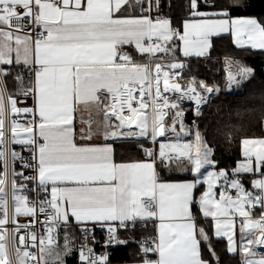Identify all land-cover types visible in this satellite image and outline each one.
I'll list each match as a JSON object with an SVG mask.
<instances>
[{"label": "snow or ice", "instance_id": "snow-or-ice-1", "mask_svg": "<svg viewBox=\"0 0 264 264\" xmlns=\"http://www.w3.org/2000/svg\"><path fill=\"white\" fill-rule=\"evenodd\" d=\"M161 0H0V65H23L34 79L25 83L24 74L15 79L20 95L32 96V107H18L15 96L8 92L5 77L10 73L0 68V264H66V257L75 250L74 241L65 232L61 247L57 229L69 224L70 217L84 233L79 248L80 264H108V255L97 256L89 247L87 227H106L107 244H124L119 229L135 228L158 219V236L154 246L141 243V250L154 252L157 259L143 264H209L202 258L201 245L210 237L197 228L192 206L194 190L201 183L207 190L199 197V211L215 221V236L226 237L228 251L236 252V221L240 225L241 251L245 264H264V254L257 259L255 246H264V212L253 219L252 209H264V139H243L244 161L233 170L229 180L226 170L215 168L213 149L201 133L192 143H160L158 158L165 167L175 164L180 171H190V182L163 183L156 170L157 155L144 149L149 161L118 162L115 143L121 139L166 137L180 131L188 135L183 124L184 99L200 106L207 103L195 87L193 79L185 87L178 82L185 65L169 47L174 38L183 43V56L203 57L212 48V37L231 32L235 43L243 47L264 49V24L255 18H235L230 9L238 4L227 0V7L201 11L199 0H189L191 19L183 22V32L173 28L169 18L150 13L159 11ZM147 3V7L143 5ZM216 8V5H211ZM140 14L135 15V9ZM144 13H149L145 15ZM31 26V27H30ZM134 45L148 60L137 63L124 46ZM13 53L15 57L13 58ZM156 53L172 55L173 62H155ZM250 67L229 70V83L239 84L252 75ZM237 76L240 79H237ZM204 92L217 89L200 82ZM176 93L171 99L165 93ZM138 93V95H137ZM95 111L99 119L92 118ZM88 112L85 119L82 112ZM81 113L79 140L75 120ZM25 114L32 118L20 124L13 118ZM6 121L8 122L6 126ZM95 125V126H93ZM134 126V127H133ZM10 133V136L8 135ZM22 133L24 135H22ZM99 139L101 143H92ZM9 144H21L32 152V161H25ZM34 172L26 176L17 172L15 164ZM11 162V168L9 167ZM239 173H259L252 181L256 192L247 191ZM32 182L37 197L40 192L50 198L30 200L23 193ZM202 178V179H201ZM223 180L224 190L217 199L216 187ZM11 186V206L9 202ZM235 189L233 198L228 189ZM50 189V192H49ZM45 216L46 235L24 231ZM19 217H31L20 223ZM91 239L95 241L94 235ZM36 248L37 252H31ZM209 251L215 257L209 243ZM252 257V258H248ZM218 259V258H217Z\"/></svg>", "mask_w": 264, "mask_h": 264}, {"label": "trees", "instance_id": "trees-1", "mask_svg": "<svg viewBox=\"0 0 264 264\" xmlns=\"http://www.w3.org/2000/svg\"><path fill=\"white\" fill-rule=\"evenodd\" d=\"M238 4V7L230 9L232 18H255L264 24V0H231ZM189 0H161L157 15L169 18L172 27L179 29L182 33L183 22L191 19L188 8ZM201 11H216L227 7V0H199ZM215 4L216 8L211 5ZM145 7V4L143 5ZM135 15L140 14V8H136ZM178 43V42H177ZM179 44V43H178ZM129 53L137 63L147 62L148 56L141 55L135 48L128 46L123 49ZM226 58L240 61L253 69L251 80L244 85L240 94H228L225 89L224 62ZM178 61H184L186 67L182 72L185 81L190 77L199 80H206L212 83L217 89L207 105L202 108L201 115L194 114L190 104H184L181 109L184 112L183 123L190 129L199 131L213 149L212 159L216 161L215 170H226L232 175L242 158V140L260 139L264 137V51L239 48L234 43L232 36L222 35L213 37L212 48L208 55L203 57L183 58L176 54ZM9 75L4 79L8 92L15 97L18 95V84L15 79L17 73L24 74L25 83L31 81L27 70L23 66H5ZM170 116L173 112L170 110ZM177 131H179V127ZM168 138L171 142L190 141L169 132ZM150 139H121L116 141V159L118 162H135L144 159V146H151ZM1 171V169H0ZM157 171L160 180H177L189 177L182 174L187 171H180L175 164L165 168L163 164H157ZM17 182L21 183L19 177ZM194 213L198 214L193 207ZM197 216L198 228H203L210 237L208 243H202V258L209 264H243L238 255H229L226 242L214 237L213 223L209 219ZM141 222L135 228L121 229L118 236L125 240L124 244H117L112 254V261L118 264L140 262L145 254L141 250V242L148 237L156 238L154 225L146 222V228H141ZM65 232L73 239L76 251L66 257V264H78V244L80 227L72 225L60 235V245L63 246ZM74 234V235H72ZM209 243L215 252V257L209 251ZM218 258V259H217Z\"/></svg>", "mask_w": 264, "mask_h": 264}, {"label": "built area", "instance_id": "built-area-1", "mask_svg": "<svg viewBox=\"0 0 264 264\" xmlns=\"http://www.w3.org/2000/svg\"><path fill=\"white\" fill-rule=\"evenodd\" d=\"M145 7H147V3H145ZM146 15H148L149 13H145ZM150 15L155 18L157 16L156 14V11L155 9L153 8V11L150 13ZM31 27V26H30ZM153 60L155 62H157L156 59L153 58ZM159 63H162V62H159ZM164 64V63H162ZM182 72L181 71V75H180V78L174 82H178L180 83L182 86H187L189 84L190 81H192L194 78L190 77L189 80L185 81L184 78L182 77ZM31 80L34 79L33 76L29 75ZM196 81V80H195ZM195 87L197 88V91H199L203 96H206L207 97V101H208V97H209V93H206L204 91H201L200 89H198L197 87V82H196V85ZM138 95V93H137ZM165 95L169 96L171 99H174L176 95V93H165ZM17 99V106L18 107H32L33 104H34V101H33V98L32 96H23V95H20L18 93V95L15 97ZM183 102H185V104H191V106H193V112L196 113V104H195V101L193 100H188V99H184ZM181 104V102H180ZM207 105V103H204L200 106L201 110L202 108H204L205 106ZM15 119L18 120V122L20 124H26L27 121L29 119H31L32 117L31 116H28V115H25V114H19L18 117H13ZM8 122L6 121V126H7ZM8 135L10 136V133H8ZM131 139H135V138H131ZM147 139V138H145ZM150 142L152 144V147H155L156 143L158 144L159 142V137H157V141L154 143L153 141H151L150 139ZM176 143V142H175ZM182 143V142H180ZM9 148L10 149H14L16 152L20 153L21 156L24 158L25 161H28V162H33L32 161V152L25 146H20V147H16L14 146L13 144H9ZM11 162H9V167L11 168ZM15 168H16V171L17 172H21L23 171L24 174L26 176H31L34 174L33 170L31 168H24L22 166V163L21 161H17L16 164H15ZM1 171H3V168L0 167ZM20 181L21 183H25L27 184V188H25L23 190V193L22 194H25L29 197L30 200H37V199H45V198H50V195L49 193H44V192H40V195L39 197H37V193L36 191H33L32 189L35 187V185L30 182V181H24L22 180V178H20ZM224 184H223V181L222 182H219V184L217 185L216 187V194H217V199L219 198V194L222 190H224ZM9 202H10V206H11V186L9 184ZM228 193L230 195L233 196V198H235L237 196V192L235 189H228ZM50 214V211L49 213H46V214H38V217H37V220L38 222L33 226H30L29 229L27 230H22V233L24 231H34L37 233L38 237L41 236V235H46V227H48L49 225L45 224L44 221H45V216ZM260 217V216H259ZM257 217V218H259ZM31 217H19L18 218V221L20 223H29L31 221ZM71 226L70 224L68 225H64V224H61V226L57 229V240H58V244L60 245V235H61V232H63L64 230H67L69 229ZM88 228L92 229V232L89 233V236H90V239L88 241L89 243V247H91L94 251V253L97 255V256H100V255H103V254H107L108 255V264H118V263H115L112 261V254H113V251L114 249L116 248L117 244L113 243V244H107V240H108V232H107V228L106 227H101L100 225H87ZM141 228L145 229L146 228V224H141ZM121 229L118 230V232L120 231ZM123 230V229H122ZM95 237V241H93L91 239V236ZM83 236H84V233H82L80 231V236H79V244H78V250L81 246V244L83 243ZM156 239V238H153V237H148L147 239L143 240L142 242L144 241H147V246H154L153 245V240ZM141 242V243H142ZM257 248L259 250H257L258 252L264 254V246H257ZM31 252H37V249L36 248H30L29 249ZM145 259H149V260H155L157 259V254L154 253V252H149L147 253V256H144L143 259L140 261V262H135V263H121V264H143V261ZM78 264H80V260H79V251H78Z\"/></svg>", "mask_w": 264, "mask_h": 264}, {"label": "crops", "instance_id": "crops-1", "mask_svg": "<svg viewBox=\"0 0 264 264\" xmlns=\"http://www.w3.org/2000/svg\"><path fill=\"white\" fill-rule=\"evenodd\" d=\"M145 14V13H144ZM146 15V14H145ZM233 19H235V18H233ZM259 22V21H258ZM221 34H224V35H230V36H232V38H233V40H234V43H235V37L232 35V33L231 32H227V33H221ZM221 34H220V36H221ZM171 43V42H170ZM236 44V43H235ZM128 46H130V48L131 47H133V48H135L134 47V45H126V46H124V48L125 47H128ZM236 46L237 47H239V48H249V49H251V50H256V51H264V49H262V48H253V47H251V45L250 44H245L243 47H241V46H238L237 44H236ZM180 50V49H179ZM178 50V51H179ZM137 51V50H136ZM180 54V53H179ZM160 55H165V54H163V53H156L155 55H154V59H156V60H160L161 62H163L164 64H167V63H171V62H173V59H172V55H170V57L169 56H166V61H163V60H161L158 56H160ZM174 56L176 57V54H174ZM182 56V55H181ZM15 57V53H13V58ZM189 58V57H188ZM5 66H11V65H0V68H4ZM18 66H23V65H18ZM185 66H186V63H185ZM82 115L84 116V118L85 119H87L88 118V112L87 111H84V112H82ZM80 116H81V113H77V116H76V120H75V127H76V129H77V142L78 143H84L83 141H80L79 140V129H80V127L82 126L81 124H80ZM92 118L93 119H99L100 117L99 116H97L96 115V113H95V111L93 110V112H92ZM93 126H95V125H93ZM264 131V130H263ZM22 135H24L23 133H22ZM146 137H144V138H140V139H145ZM160 138V137H159ZM164 138V137H163ZM260 139H264V137L263 138H260ZM139 140V139H138ZM102 141L101 140H99V139H95L94 138V140L92 141V143H101ZM182 143H192L193 145H195V143L193 142V140L192 141H181ZM196 142V141H195ZM14 146H16V147H20V146H24V145H21V144H14ZM242 160L239 162V163H241V162H243L244 161V156H243V145H242ZM151 158L150 157H148V156H146V154H145V156H144V159H142V160H139V161H149ZM135 162H137V161H135ZM127 163H130V162H127ZM158 163H161V161L159 160V158H158V155H157V160H156V170H157V164ZM238 163V164H239ZM163 164V163H162ZM163 166H164V164H163ZM238 166V165H237ZM236 166V167H237ZM165 167V166H164ZM165 168H168V167H165ZM202 171H204V169H202ZM206 171H216L215 169H213V168H208ZM157 173H158V171H157ZM183 175L184 174H187L189 177H185V178H183V179H178L177 178V180H164L163 179V183H177V182H190V181H192L195 177H194V174L193 173H191L190 171H187V172H184V173H182ZM234 178H237V177H233L232 175H229V180H231V179H234ZM238 178L241 180V183L244 185V187H245V189L247 190V191H253V192H256L257 190H255V189H253V187H252V181L253 180H255V179H258V178H261V176H260V174L259 173H239L238 174ZM159 181H160V179H159ZM223 180H221V181H219V182H222ZM219 182H218V184H219ZM217 184V185H218ZM206 184H200V185H198L197 186V188L194 190V198H195V201H196V203H194L193 204V206H192V211H193V214H194V216H195V220H196V225H197V216L196 215H198V214H200V216L201 217H203V218H205L203 215H202V213L199 211V205H198V200H199V197L203 194V192L204 191H206L207 190V188H206ZM216 190V189H215ZM49 192H50V189H49ZM194 205H195V210L197 211V213L198 214H195L194 213ZM262 212H264V209H261L260 207H255V208H253L252 209V216H253V219H257V217H259L260 215H261V213ZM205 219H209V220H211V222L213 223V234L215 233V221L211 218V217H208V218H205ZM235 221H236V231H235V240H236V247H237V254L236 255H238L240 258H241V260H242V263L243 264H245V258H246V254L244 253V252H242L241 251V232H240V225H241V222H242V218L241 217H239L238 215L235 217ZM147 222H149V223H152L153 225H154V232H155V234H156V238H157V236H158V225H159V223H160V221L158 220V219H154V220H149V221H147ZM69 223L71 224V225H74V226H77V227H81L80 225H78L76 222H75V220H74V218H71L70 217V221H69ZM143 224V223H142ZM87 225H94V224H92L91 222H89ZM197 228H198V225H197ZM61 234H62V232H61ZM61 237V236H60ZM214 237L215 238H221V239H219V240H224L225 242H226V246H227V250H228V240H227V238L226 237H216L215 236V234H214ZM254 250H255V252L257 253V256L255 257V258H259L260 257V255L262 254V253H260V252H258L257 250H259L258 248H257V246H255V248H254ZM248 258H252V257H248Z\"/></svg>", "mask_w": 264, "mask_h": 264}, {"label": "rangeland", "instance_id": "rangeland-1", "mask_svg": "<svg viewBox=\"0 0 264 264\" xmlns=\"http://www.w3.org/2000/svg\"><path fill=\"white\" fill-rule=\"evenodd\" d=\"M153 4H155V0H153ZM155 9V8H154ZM156 11V14H157V10H155ZM182 32H183V29H182ZM222 35H224V34H221V36ZM220 36V35H219ZM214 37H217V36H214ZM212 39H213V37H212ZM179 44H178V43ZM169 47H175V49H176V51H175V53L174 54H177V53H180V55H182V57L183 58H188V57H184L183 56V51H182V49H183V43L178 39V38H174V40L169 44ZM180 49V50H179ZM179 50V51H178ZM166 56H169L170 57V55H160V56H158L161 60H163V61H166ZM194 57H196V58H198L197 56H195V55H191V56H189V58H194ZM157 62H161L160 60H157ZM163 63V62H162ZM240 66H246V67H249L248 65H246V64H243V62L241 63L240 61H237V60H232V59H230V58H226L225 59V62H224V72H225V75L223 76L224 77V79H223V82H224V84H225V89H226V92L229 94H240V93H242V91H243V87H244V85H246L250 80H251V78H252V76H253V72H252V75L251 76H249V77H247L246 79H243L239 84H235V83H232V84H230L229 83V70H231V72L232 73H236L237 72V70H238V68L240 67ZM251 68V67H250ZM252 69V68H251ZM253 70V69H252ZM195 79V78H194ZM237 79H240L238 76H237ZM196 80V82H197V87H198V89H200L201 91H204L203 90V88H201L200 87V82H203L207 87H211V88H214V89H216L215 88V86L211 83H208L206 80H197V79H195ZM214 93H215V91H213L212 93H209V97H208V101H207V103L209 102V100L211 99V97L214 95ZM184 104H185V102H183V101H181V104H180V108L179 109H173L172 111V113H174L175 111H178V110H182L181 108L182 107H184ZM190 106H191V104H190ZM192 107V110H193V106H191ZM171 112V111H170ZM194 114H196L195 112H194ZM166 120H167V122H168V124L170 125L171 124V116L169 115V117H166ZM184 124V123H183ZM177 126L179 127V131H177V132H179L180 134H179V136H180V138H182V139H189L190 138V141H192L193 140V142L195 143V133H196V131L195 130H193V129H190V128H188L185 124H184V126H185V130L186 131H188L189 132V134L188 135H185L184 134V132H181L180 131V125L179 124H177ZM175 133H173V135H174ZM168 135H169V133H168ZM168 135L166 136V137H164V138H159V142H158V144L156 143V145H155V147H152V145L151 146H149V147H146V146H144V148H143V152H144V149H151V150H153V152L156 154V155H158V153H159V145H160V143H175V142H171V141H168V140H170L169 138H168ZM176 135V134H175ZM177 136V135H176ZM178 136V137H179ZM136 140L137 139H139V140H145V139H140V138H135ZM168 139V140H167ZM181 142V141H180ZM144 156H145V152H144ZM162 164V163H161ZM206 170H204V171H202V172H205ZM202 179V178H201ZM160 182H163V180H160ZM202 184V183H201ZM206 188H207V186H206ZM70 224V223H69ZM70 226H72L71 224H70ZM71 228V227H70ZM72 235H74V234H72ZM217 239V238H216ZM218 239H221V238H218ZM63 243H64V239H63ZM61 247H62V245H60ZM73 247H74V251L73 252H75L76 251V245H75V243L73 244ZM72 252V253H73ZM228 253H229V255H235L236 256V254H237V251L236 252H229L228 251ZM66 259V258H65Z\"/></svg>", "mask_w": 264, "mask_h": 264}, {"label": "water", "instance_id": "water-1", "mask_svg": "<svg viewBox=\"0 0 264 264\" xmlns=\"http://www.w3.org/2000/svg\"><path fill=\"white\" fill-rule=\"evenodd\" d=\"M179 62H182V63L185 65V62H184V61H179ZM185 67H186V66H185ZM185 67H184L182 70H180V69H177V70H175V71H177V72L184 71ZM18 116H19V115H18ZM18 116H16V117H18Z\"/></svg>", "mask_w": 264, "mask_h": 264}, {"label": "bare ground", "instance_id": "bare-ground-1", "mask_svg": "<svg viewBox=\"0 0 264 264\" xmlns=\"http://www.w3.org/2000/svg\"><path fill=\"white\" fill-rule=\"evenodd\" d=\"M133 127H134V126H133ZM142 138H144V137H142ZM161 138H163V137H160V139H161Z\"/></svg>", "mask_w": 264, "mask_h": 264}]
</instances>
